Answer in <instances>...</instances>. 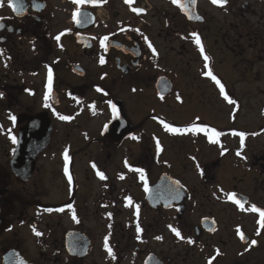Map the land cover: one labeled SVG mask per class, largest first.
<instances>
[{
    "label": "flooded vegetation",
    "instance_id": "flooded-vegetation-1",
    "mask_svg": "<svg viewBox=\"0 0 264 264\" xmlns=\"http://www.w3.org/2000/svg\"><path fill=\"white\" fill-rule=\"evenodd\" d=\"M12 3L0 0V264H264L250 211H264V108L208 103L232 104L212 76L233 101L228 76L262 79L264 0ZM138 94L175 107L131 108Z\"/></svg>",
    "mask_w": 264,
    "mask_h": 264
},
{
    "label": "rangeland",
    "instance_id": "rangeland-1",
    "mask_svg": "<svg viewBox=\"0 0 264 264\" xmlns=\"http://www.w3.org/2000/svg\"><path fill=\"white\" fill-rule=\"evenodd\" d=\"M221 59H225L224 56L220 57ZM227 58V57H226ZM228 60V59H227ZM225 60V61H227ZM224 61V63H226ZM232 65V63H234L233 60L229 61ZM229 65V64H228ZM225 66V69L228 68L226 71L230 70L229 68ZM237 69V68H236ZM255 69H258V66H255ZM263 72H264V66H262ZM222 70V69H221ZM239 70H242L241 68ZM231 72V71H229ZM234 72V70H233ZM221 74L224 76H226V74L224 73V71L221 72ZM228 75V74H227ZM227 77V76H226ZM229 80H228V84H230L229 86V92L231 94V96L235 99L236 102V107H234V105L230 104V106L228 105H223V103L219 100L216 92L213 91L212 95H211V99L210 102L208 101L210 107L209 108H245L246 110H250V112H253L255 108H264V75L261 77V80H250V76L248 75L249 80H243L242 82L237 80L236 78H233L234 76H228ZM203 91H204V99H203V103L200 105V108H208V104L206 106L207 103V98L208 96L211 94V91L209 90V87H203ZM207 89V90H206ZM257 89L262 90V94L257 93L255 91H257ZM140 94L138 95H134L132 97V99H130V102L128 103V105L131 108H174V102H169L167 103L165 106L162 105H158L156 103H154L152 98L148 97H143ZM201 95H198V99L199 101H201L202 97H200ZM140 97V98H139ZM137 98H139V102L136 103ZM187 98L184 96L182 102L178 103V107L179 108H192L190 107V103L188 101H186ZM199 107V104H198Z\"/></svg>",
    "mask_w": 264,
    "mask_h": 264
},
{
    "label": "snow or ice",
    "instance_id": "snow-or-ice-1",
    "mask_svg": "<svg viewBox=\"0 0 264 264\" xmlns=\"http://www.w3.org/2000/svg\"><path fill=\"white\" fill-rule=\"evenodd\" d=\"M86 2H93V0H73V3L76 4V5H81V4H84ZM133 0H125V3L127 4H132ZM174 3L178 2V0H173ZM226 0H212V3L214 4H219V5H223V3H225ZM8 4H9V7H11L13 9V11L16 10L15 8V5L12 3V0H8ZM132 11L133 12H136V13H140L143 11V9H140V8H132ZM79 14V8H77L76 12L73 14V19L76 20V17L78 16ZM78 22V21H77ZM63 35V33L61 34ZM195 39H196V43L197 45L200 47V51H201V55H204V49L203 47L200 45V41H199V37L196 36L195 33L192 34ZM57 41H59L60 39V36L58 35L56 37ZM105 40H107V37H104L102 40H101V46L104 47L105 46ZM145 40L147 41V37H145ZM149 48L152 49V52H153V55L156 54V51L154 48H152V45L149 43ZM204 59L205 61L208 60V57L206 55H204ZM105 61L103 59V57H101L100 59V63L103 64ZM207 67V64L205 65ZM208 75L211 76V73L209 72ZM212 79L216 81L217 85L220 87V92L222 95H224V98L226 100H228L229 103H232L234 104L235 101L229 99L228 95L225 93L224 91V87L222 84H220V81L219 80H216V77L215 76H212ZM50 88H51V71H49V91H50ZM97 91H100V89H97ZM45 99H47V96L45 97ZM115 106H113L114 108ZM60 119L62 120H69L70 117H67V116H60L59 117ZM14 119V117H13ZM165 128L171 132H184V131H190V132H198V131H205V132H211V135H209L208 139L210 142L212 143H216L217 141L214 139V137L218 136L219 133H217L214 129H202V128H196L195 126L192 127V128H189V129H180V128H172L170 127L169 125H165ZM234 135H239L240 138H241V145H243V138H244V134L243 133H234ZM157 149L159 151V144L157 145ZM237 155H240V153L238 152ZM136 171H142L141 169H136ZM65 174L67 175L68 174V156H67V152L65 153ZM97 175L101 178V179H105L103 173L101 172H97ZM122 178V177H121ZM69 179L71 180V178L69 177ZM178 183V182H177ZM145 190H147V186H145ZM229 199L233 200L234 203H236L240 208L241 210H244V206L240 203V201L236 200L235 199V194H231L229 196ZM129 203H131V200L129 198L128 200ZM58 211H63V209H57ZM48 211H51V209H48ZM250 211L252 212H258L259 215H260V220L258 221V223H260L262 226H264V211H261L259 208H257L255 205L252 206V208L250 209ZM137 213H138V206H137ZM73 219H75V216H73ZM137 231L139 232L140 229L139 227H137ZM172 231L177 235L179 236L180 233L177 229L173 228ZM36 235H41V233L39 232H36ZM243 238V237H241ZM157 239H159V237H157ZM106 241H107V238H106ZM191 242V241H190ZM253 245L256 243V241H252L251 242ZM209 264H211V261H209Z\"/></svg>",
    "mask_w": 264,
    "mask_h": 264
},
{
    "label": "water",
    "instance_id": "water-1",
    "mask_svg": "<svg viewBox=\"0 0 264 264\" xmlns=\"http://www.w3.org/2000/svg\"><path fill=\"white\" fill-rule=\"evenodd\" d=\"M170 91H171L170 85H167V83L164 81L158 82L156 93L160 98H163L166 95H168ZM10 263L13 264L11 260L4 259L3 264H10ZM19 264H26V263H24L22 260H19Z\"/></svg>",
    "mask_w": 264,
    "mask_h": 264
}]
</instances>
